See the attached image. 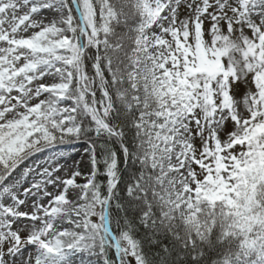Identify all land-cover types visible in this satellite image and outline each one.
Masks as SVG:
<instances>
[{
    "label": "rangeland",
    "instance_id": "1",
    "mask_svg": "<svg viewBox=\"0 0 264 264\" xmlns=\"http://www.w3.org/2000/svg\"><path fill=\"white\" fill-rule=\"evenodd\" d=\"M138 6L132 79L167 215L201 231L221 202L243 228L241 200L264 171V0ZM72 38L66 0H0V163L10 169L0 189V264H90L83 242L105 250L112 238L105 205L102 213L87 202L93 147L65 138L79 131L76 112L89 111L73 91ZM21 175L28 182L14 181Z\"/></svg>",
    "mask_w": 264,
    "mask_h": 264
},
{
    "label": "trees",
    "instance_id": "2",
    "mask_svg": "<svg viewBox=\"0 0 264 264\" xmlns=\"http://www.w3.org/2000/svg\"><path fill=\"white\" fill-rule=\"evenodd\" d=\"M66 2L78 61L72 72L73 91L89 111L76 112L79 131L65 138L86 140L93 147L96 172L87 202L98 201L103 213L110 195L111 241L106 239L105 250L100 245L90 250L92 242L85 240L83 262L131 264L129 257H133L140 264H247L264 257V171L251 180L241 200L240 209L248 219L243 228L236 227L235 214L221 202L209 210L211 223L201 231L177 213L167 215L151 161L149 134L139 125L145 107L135 98L140 90H135L132 79L136 41L144 19L138 0ZM81 16L86 33L81 31ZM9 172L0 163V189ZM113 237L118 240L119 253L113 247Z\"/></svg>",
    "mask_w": 264,
    "mask_h": 264
},
{
    "label": "bare ground",
    "instance_id": "3",
    "mask_svg": "<svg viewBox=\"0 0 264 264\" xmlns=\"http://www.w3.org/2000/svg\"><path fill=\"white\" fill-rule=\"evenodd\" d=\"M63 47H68V38L66 39V41H65V43L62 45ZM67 86H68V82H67V84H66ZM93 158V157H92ZM91 170H92V172L90 173V175H89V177L87 178V180H86V182L84 183V185H83V189H82V191L80 192V194H79V196H78V201H77V204H78V206H77V211H80V208H81V205H82V203H83V200L85 199V195H86V190H87V188H88V185L90 184V182H91V180H92V175H93V170H94V162H93V160H92V168H91ZM14 181L16 182V183H21L22 181H24V184L26 183V182H28V181H26L25 180V176H19V177H14ZM13 180H12V182H14ZM6 184H7V188H8V186H11V179H9L7 182H6ZM11 190L10 189H8L7 191H6V193H4L5 195H4V197H8V198H10V196H11Z\"/></svg>",
    "mask_w": 264,
    "mask_h": 264
},
{
    "label": "water",
    "instance_id": "4",
    "mask_svg": "<svg viewBox=\"0 0 264 264\" xmlns=\"http://www.w3.org/2000/svg\"><path fill=\"white\" fill-rule=\"evenodd\" d=\"M79 11V9H78ZM80 12V11H79ZM81 21H82V31L83 32H86V27H85V24H84V21H83V18H81ZM123 171V170H122ZM121 171V172H122ZM121 175V173L118 175V177L115 179L114 183L115 184L118 179L120 178L119 176ZM108 204H109V196L107 197L106 201H105V208H104V222H105V227L110 230V226H109V220H108Z\"/></svg>",
    "mask_w": 264,
    "mask_h": 264
}]
</instances>
